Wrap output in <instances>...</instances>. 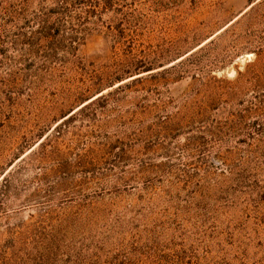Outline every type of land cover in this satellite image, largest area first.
I'll use <instances>...</instances> for the list:
<instances>
[{
  "label": "rangeland",
  "instance_id": "rangeland-1",
  "mask_svg": "<svg viewBox=\"0 0 264 264\" xmlns=\"http://www.w3.org/2000/svg\"><path fill=\"white\" fill-rule=\"evenodd\" d=\"M94 1L49 18L83 25L49 60L22 37L60 0H0V264H264V0H114L86 21ZM211 34L167 83L108 93Z\"/></svg>",
  "mask_w": 264,
  "mask_h": 264
},
{
  "label": "trees",
  "instance_id": "trees-1",
  "mask_svg": "<svg viewBox=\"0 0 264 264\" xmlns=\"http://www.w3.org/2000/svg\"><path fill=\"white\" fill-rule=\"evenodd\" d=\"M60 3L61 5H57L55 3L54 5L49 7L47 13L40 21V27L36 32V36H34L33 34H23L22 37V42L30 49L34 48L39 40L44 39V54L49 60L57 58L60 53L64 54L73 52L75 49V45L79 40L78 32H80V30H82L81 28L83 27L82 25L81 27H79V29H76L73 32L65 33L64 31H62L59 23H57L56 21H49V18L52 15L63 14L66 12L69 4L68 0H60ZM113 4L114 0H95L93 2V6L86 11V21L91 17H98V11H111ZM213 34L206 37L203 41H200L194 46L188 48L183 53L178 54L172 61L168 62L167 64H161L159 65V67L155 68L147 66L144 67V69L141 71L130 73L125 78L117 79V83H110L108 85V87H112L113 85L118 84L115 86L112 92L109 91L108 93H114L122 87H130L131 85L141 83L145 79H150L151 81H155L161 84L167 83L168 78H166V74L169 73L171 69L183 67L189 61H193L192 59L193 57H195V52L198 49L204 47L205 44L210 42V37ZM180 72L176 73L173 81L176 82L181 79ZM126 79H128V81L121 83ZM108 87H94L95 89H93V93H89L88 95H85L83 97H77L76 101H72L66 107L59 108L57 110V114L51 118V123L46 125L44 129L36 134L35 140L27 146V149L22 151L21 153L15 154L12 159L7 162L6 167H3L1 169V180L5 179V176L7 175V173H9L10 169L8 168L14 166L15 163H17L19 159L23 157V155L33 151L35 147H44L52 136L62 134L72 123L79 119L81 114L87 108L103 99L105 97V94H103L102 91H104Z\"/></svg>",
  "mask_w": 264,
  "mask_h": 264
}]
</instances>
